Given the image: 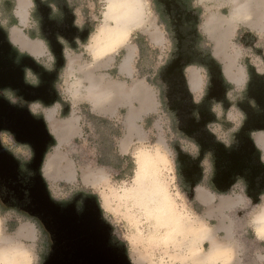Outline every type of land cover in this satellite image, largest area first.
Segmentation results:
<instances>
[{
	"label": "water",
	"instance_id": "1",
	"mask_svg": "<svg viewBox=\"0 0 264 264\" xmlns=\"http://www.w3.org/2000/svg\"><path fill=\"white\" fill-rule=\"evenodd\" d=\"M35 3L42 17V35L49 41L55 59L53 69H45L29 54L19 55L0 26V131L9 132L16 142L27 144L32 150V157L23 170L19 160L0 144V206L16 209L38 222L47 241L41 264H133L125 245L113 236V228L103 217L96 196L78 193L67 201L55 200L43 176L42 166L55 138L44 117L32 113L30 104L39 101L50 106L60 101L54 82L65 65V57L57 39V34L64 37L61 31L47 28L50 7L41 0ZM173 30V51L158 72L155 83L161 87V101L164 109L172 114L175 130L199 147L197 157L192 158L176 146L178 175L189 189L188 196L193 194L201 177L199 162L207 153L212 163L210 184L213 189L224 193L241 180L245 195L252 203H257L264 194V162L252 133L264 131V73L248 67L249 80L241 101L235 104L244 119L226 146L207 128L208 123L215 121L211 104L220 102L224 108L228 104L226 88L230 84L222 65L212 54L194 57L187 44L189 33L181 24L174 25ZM195 64L204 66L209 77L205 95L199 103L194 102L184 73L187 66ZM26 69L38 79L36 85L25 80ZM4 90L11 91L20 102L9 101L2 93ZM73 149L72 146V153ZM23 180L26 182L22 183ZM248 211V208H241L234 211L233 216L245 244L246 264H259L251 254L255 237L248 224Z\"/></svg>",
	"mask_w": 264,
	"mask_h": 264
},
{
	"label": "rangeland",
	"instance_id": "2",
	"mask_svg": "<svg viewBox=\"0 0 264 264\" xmlns=\"http://www.w3.org/2000/svg\"><path fill=\"white\" fill-rule=\"evenodd\" d=\"M143 1L145 6L144 20L141 25L135 26L130 29L129 34L134 33L132 34V41L140 47V52L143 50V56H145L146 60L144 61L145 63L143 64V67H145V69H147L146 67L150 68L151 76H153L154 74V79L152 80L155 87L159 89L158 98L159 102L161 103L159 111H157V113H153V115H150L147 119H145L143 124L145 137L142 139L136 138L133 140V143L129 146V153L127 154V158L123 160H121L120 156L116 155L115 153L116 146L120 143L121 138L125 133V128L123 124H121V122L119 121L107 122L96 120L95 128H99L100 130L98 131L95 128V130H91V128L87 127V120L83 117L81 127L82 135H79L78 138L74 139L71 144L65 145L64 149L65 151L69 152L71 158L78 165V167L79 165L83 164L91 166V169L87 170L91 182H93L95 174L101 176V182H97V185L93 188L88 185L83 186L79 182V178L78 181L74 182L73 184L64 181H57L54 184H49L47 181L46 182L48 184L51 196L58 201L70 200L74 195L78 193L96 196L101 206L103 217L106 219V221L111 224L113 228V236L119 243L125 245L127 253L132 259L133 264H183L177 259L170 258L167 255L169 247H164V244L161 241V245H159V243L157 242L159 240L158 236L161 234L162 229H156L154 220L146 219L145 210L138 204H136L133 199H131L130 197H126L124 193V189L132 188L135 183L134 173L136 168V156H134L133 153L137 150V146L140 144H145L149 146V148H151L155 145H159L164 150V152L167 153L168 159L170 160L172 167L171 171L168 170V165L166 164L160 167V169L158 170L160 173V179L168 182V189L174 195L182 212H184L185 215H190L198 223H201L204 225L205 228H208L204 224L205 221L203 217V206L196 203L195 200H191L187 197L186 193L181 188V186H183L184 189H187L186 184L183 182V180H181L180 176L178 175L179 163L177 161L176 146H178L181 151L189 154L192 158H195L192 155L195 154V142L188 138H185L180 132H177L175 130L172 114L170 112H167L163 107V103L161 101V88L155 83V78L158 72L167 63L173 49L172 36L170 33L171 25L156 0ZM181 1L186 5L189 4L188 0ZM195 1L197 4H199V6L202 7V12L200 16V29L202 33L205 32L203 29V22L205 14L209 11V9L220 17H227L229 15V3L226 0ZM256 3L258 4L253 8V11L255 14L257 12L258 13L257 15H255L253 22L241 19L234 22L231 26L233 34L229 37V43L233 48V51L235 52V61L237 62V65L241 64L247 69V80L243 87L241 86L240 88H238V90H236L238 91V95L240 94L241 90L246 88V84L249 80L248 67L255 68V70L259 74L264 73V30H262V32H260L259 30L260 28H264V11L260 13L262 7L264 8V0H258L256 1ZM75 7L76 11H79V16L83 20L87 21L86 23L89 24L91 27H94L93 32L88 34L87 40H83L85 44L88 43L89 45L92 35L103 23V13L106 7V0H80L79 6ZM259 25H261V27H259ZM245 29H252L254 30V33H246ZM153 33H157V35L159 36L157 40H154L152 38ZM204 36L206 37L208 35L206 34ZM202 44H204L205 46L207 45L210 51H213L212 41L209 37L207 39V44L203 42ZM89 52L90 54H92L91 49H89ZM49 57L50 56H48V58ZM87 58L90 59L89 57ZM35 60L40 63L43 67H45V69H53L54 63L52 62L50 65H47L48 61L46 58H44V60ZM189 66L199 68L203 77V86L201 92H199V94L197 95H193L191 93L194 102L199 103L205 95V90L208 85L209 77L206 72V69L203 68V66L196 64ZM30 73L32 74L30 70H25V80L29 84L34 85L32 83L33 80H31V77H29ZM28 77L30 79H28ZM58 77L54 82V86L61 101L62 98L60 95V87L62 85V79L58 83ZM229 84L230 86H228V88L232 89L230 90V93L235 92L231 82ZM228 88H226V91ZM235 101L239 102L241 100H239L238 97ZM227 102L228 104L227 106H225V108L223 106L224 104L220 102L211 104L210 111L215 115V121L207 124L208 130L215 135L216 139L219 142L225 144L226 146L230 144L231 135L238 130L244 119L242 111L235 105L236 102H230L228 100ZM219 105H222V111ZM35 106H38V109L41 110L43 108L51 107L52 105L45 106L39 101L31 103V110H36L34 113L41 115ZM255 133L257 132L252 133V137ZM1 138L2 140L8 139L6 134H2ZM55 146L56 142L54 146L49 148V153L53 151ZM72 146L74 147L73 153L70 150ZM100 148L102 152L107 151V155L101 153V151L99 150ZM14 150L18 151L19 149L15 148ZM110 151L114 153L112 156L109 154ZM19 152L24 154L22 157L28 158L27 153H23L22 150ZM261 160L264 162V156L262 155V153ZM54 161L55 158L48 160L46 162V165L44 166L46 167L45 170H48V168ZM199 167H201L202 174L199 181L197 182V185H203L213 190L214 192H217L213 189L212 185L210 184V178L212 175V163L207 153L199 162ZM86 178L88 177L86 176ZM232 191H240L244 195V183L241 180H238L230 187L227 192L217 193L230 194ZM263 198L264 194L261 195L260 200L257 203H252L250 201V198H247L248 202H245L243 207H250L251 212L254 213L260 209L263 202ZM138 209L143 212V215L139 216V218L137 217V215H135ZM1 211L0 228L7 235L9 234L11 228L14 229L15 232L19 225L23 223V221L31 222L29 218L12 210L1 209ZM233 213H231L232 216ZM213 222L214 220L207 219L208 226H212ZM35 228L37 230V239L34 242L31 241V243L32 247H35V250L39 254L41 264L43 261V257L46 253L47 241L46 236L42 232L41 228L38 225H35ZM237 228L239 229V224H237ZM151 235L154 236V239L157 241L155 244H152V246H149L147 244L146 238L150 237ZM0 240V242H3V244L8 243L9 241L15 242V239L3 240L0 238ZM18 244L23 245L21 243ZM23 247L28 249L26 245H23ZM207 248V242H201L199 244L200 251H203ZM172 249L173 250H170L169 253L172 252L174 254L175 251H179V249L175 250V248L173 247ZM240 253H243L245 255L244 246H242Z\"/></svg>",
	"mask_w": 264,
	"mask_h": 264
},
{
	"label": "crops",
	"instance_id": "3",
	"mask_svg": "<svg viewBox=\"0 0 264 264\" xmlns=\"http://www.w3.org/2000/svg\"><path fill=\"white\" fill-rule=\"evenodd\" d=\"M226 1L229 3V15L220 17L209 9L204 17L205 34H203L208 35L206 39L208 37L211 39L213 45L211 54L222 65L225 78L234 87L233 96L235 97V94L238 95L236 90L245 85L247 69L241 64L237 65L235 61L236 55L229 43V37L233 34L231 26L241 19L253 22L258 13L255 14L253 8L258 4L256 3L258 0ZM33 6V0H0V26L5 29L9 40L18 50L28 53L35 59L44 60L46 58L47 65H50L53 62V56L38 33L36 20L32 17ZM262 11H264L263 7L260 13ZM86 22L79 16L77 10V25L83 27ZM259 30L262 32L264 28ZM253 31L245 29L246 33H254ZM132 34L134 33L128 34L121 46L96 55L89 52L91 41L89 45L78 41L73 48L65 47V65L60 87L61 101L41 110L35 106L47 122L49 131L56 142L53 151L47 153L42 166L43 176L49 184H54L57 181L73 184L79 178V182L83 186L88 185L93 188L97 185V182H91L89 179L87 170H90L91 166L83 164L78 167L69 152L64 149L65 145L71 144L74 139L82 135L83 117L87 120V127L91 130H100L95 128L96 120L119 121L123 124L125 133L115 151L121 160L127 158L129 146L134 139L145 137L144 121L159 111L161 103L158 98L159 89L155 87L152 80L154 74L151 76L150 68L143 67L144 61H146L145 56H143V50L140 52V47L132 41ZM152 38L157 40L159 36L157 33H153ZM48 56L50 57L48 58ZM89 76L95 79L99 88L106 90L101 91L103 94L97 96L88 94ZM185 76L190 92L193 95L199 94L203 86L201 70L188 66L185 69ZM29 77L32 78L31 73ZM253 137L264 156V131L255 133ZM99 150L101 151V148ZM101 153L107 155V151H101ZM109 154L112 156L114 153L110 151ZM52 158H55V161L48 170H45L46 162ZM247 198L240 191L219 194L203 185L195 186L194 200L204 208V224L210 228L211 234L219 242L227 243V247L232 249L229 251L230 255L223 260L218 259V261L215 260V263L202 262L199 264H246L244 252L240 253L245 244L239 235L238 222L231 215L241 208L249 209L247 212L248 224L255 237L251 246L252 257L259 264H264V234L258 233L255 227V214L264 206V198L260 209L254 213L251 212L250 207H243L244 203L248 202ZM207 219L214 220L212 226H208ZM0 238L3 240L15 239V242L26 245L24 240L28 239L34 242L37 239V230L34 223L23 221L11 235H7L0 228ZM203 242L207 241L203 240ZM147 244L152 246L155 241L147 240ZM33 248L35 249V247ZM27 250L31 252L29 247Z\"/></svg>",
	"mask_w": 264,
	"mask_h": 264
},
{
	"label": "bare ground",
	"instance_id": "4",
	"mask_svg": "<svg viewBox=\"0 0 264 264\" xmlns=\"http://www.w3.org/2000/svg\"><path fill=\"white\" fill-rule=\"evenodd\" d=\"M144 14L143 0H106L103 23L91 37L93 54L96 55L121 46L130 29L142 24ZM127 58L126 56V60ZM88 80L87 92L91 96H97L103 94L101 91H106L104 88H99L93 77L89 76ZM140 159L143 167H141V163H137L136 157L135 183L132 188L124 189V193L126 197L133 199L145 210L146 219L154 220L156 229H162L158 241L152 235L146 240L155 241V243L157 241L159 245H161V241L164 247H169V251L173 250L172 247L175 250L179 249L174 254L167 251V255L183 264L215 263V260H223L230 255L229 251L232 249L227 247V243L219 242L211 234L209 228H205L193 217L182 212L174 195L168 189V182L159 177L158 170L165 163L155 158L151 152ZM138 171L140 172L139 179L137 178ZM94 181L101 182V176L95 174ZM149 186L152 195L146 192V188ZM255 227L258 233L264 234V231H261L264 228V206L255 214ZM203 240H206L209 245L207 249L200 251L199 244ZM26 254H29V250L23 245L12 241L6 244L0 242V264H5V261L8 264H23Z\"/></svg>",
	"mask_w": 264,
	"mask_h": 264
},
{
	"label": "flooded vegetation",
	"instance_id": "5",
	"mask_svg": "<svg viewBox=\"0 0 264 264\" xmlns=\"http://www.w3.org/2000/svg\"><path fill=\"white\" fill-rule=\"evenodd\" d=\"M41 1L50 7V11H48V13H47L48 19H49V24H47V28L49 30L51 28L54 31L59 30V31H61L62 35L65 37L64 38V37L60 36L59 34H57V39L63 46V54H64V49L66 46L73 48L77 45L78 41L83 42V40L84 41L87 40L88 36H86V31H88V34H89L91 26L89 24L85 23V25H83V27H79L76 23V7L75 6H79L80 0H73V1H71V0H41ZM188 2H189V4L186 5V4L182 3L181 0H164V2L162 4H159V5L161 7L162 12L166 15L167 20L169 21V23L171 25L170 26L171 27L170 33L172 36V48L174 47V44H175L174 30H173L174 25H176V24L180 25L181 24L182 28L186 32L189 33L188 39H187V44H188L189 50L194 53V55H193L194 57L203 58L207 54H211V51L209 52V51H207V49H204L205 45L202 44V42H203L202 36H204V35L200 29V24H201L200 16L201 15L199 13V10L192 6L191 0H188ZM33 4H34V13H32V17H33V19L36 20L39 35L44 40L45 45L47 46L48 50L50 51L49 41L43 37L42 32H41L42 17L40 15V13L37 12V10H36L35 0H33ZM194 4L199 5L196 3L195 0H194ZM72 14L74 17L72 16ZM195 16H196V19L194 18ZM195 29H196V31H195ZM205 44H207V42H205ZM15 49H17V48L15 47ZM19 51L20 50H18V53H19ZM172 51H173V49H172ZM19 55H23V54L19 53ZM52 56H53V54H52ZM169 58H170V56H169ZM54 61H55V59L53 56V63H54ZM203 68H205V67L203 66ZM206 72H207V69H206ZM248 77H249V74H248ZM28 79H30V78L28 77ZM31 80H33L32 83L34 85H36L38 83V79L34 75L32 76ZM244 89L240 91L239 95L235 94V98H234L233 97L234 93H230V90H232V89L228 88L226 91L227 100L230 102H236L235 100L238 97H239V100H241V98L243 96ZM2 93L12 103L20 102L19 99L16 98L11 91L4 90ZM219 106H220V109L222 111L223 110L222 105H219ZM30 110H31V108H30ZM31 111L34 115L40 116L38 114H35L33 110H31ZM2 134H6L8 139L2 140V138H1ZM0 144L15 159L19 160L20 165H21V169L25 170L24 164L26 162H28L32 157V150H31L30 146L27 144H21V143L16 142L13 139L12 135L7 131H0ZM194 147L196 148L195 152H194L195 154H192V155L194 157H196L198 152H199V147L195 143H194ZM15 148H18L19 150L18 151L14 150ZM21 150L23 153L28 154V158L22 157L24 154L19 152ZM27 172L30 173L29 171H27ZM203 176H204V170H203ZM181 180H182V178H181ZM21 182L25 183L26 180L25 181L23 180ZM181 188L186 193L188 198H190L191 200H194V191L192 194L193 196L192 195L188 196V194H189L188 187H187V189H184V187L181 186ZM3 192H2V194H4ZM250 201L252 202L251 199H250ZM0 208L4 209L1 206H0ZM5 210H12L16 213L23 215L22 213H20L16 209H9L8 208ZM23 216H25V215H23ZM25 217H27V216H25ZM27 218H29V217H27ZM29 219L31 220L32 223L39 226L38 222L35 219H32V218H29Z\"/></svg>",
	"mask_w": 264,
	"mask_h": 264
},
{
	"label": "clouds",
	"instance_id": "6",
	"mask_svg": "<svg viewBox=\"0 0 264 264\" xmlns=\"http://www.w3.org/2000/svg\"><path fill=\"white\" fill-rule=\"evenodd\" d=\"M149 151H151V153L153 154V156L155 158L162 160L166 165H168L169 171L172 170L171 162L168 159L167 153H165L164 150L159 145H155L151 148H149V146H147L145 144H140L137 146V150L133 153V155L137 157V163H141V167H143V164H142V161L140 158L146 156L149 153ZM139 177H140V172L138 171L137 172V178L139 179ZM146 179H147V177H146ZM146 192H147V194L152 195V191H151L150 186L148 188H146ZM77 211H79V209H77ZM135 215H137V217L139 218V216L143 215V212L138 209L137 212L135 213ZM261 231H264V228H262ZM13 232H14V229L10 230L9 235H11ZM25 244H26V246H28L31 249V252L29 254L25 255L23 264H40L39 254L32 247L31 241L26 239ZM5 264H8V262L5 261Z\"/></svg>",
	"mask_w": 264,
	"mask_h": 264
},
{
	"label": "trees",
	"instance_id": "7",
	"mask_svg": "<svg viewBox=\"0 0 264 264\" xmlns=\"http://www.w3.org/2000/svg\"><path fill=\"white\" fill-rule=\"evenodd\" d=\"M191 2H192V6L195 7V8H197V9L199 10L200 15H201L202 7L199 6V5L194 4V0H191ZM32 13H34V6H33ZM93 28H94V27H91V28H90V33L93 32V30H94ZM200 33H201V32H200ZM202 41H203L204 43L207 42V40H206V38H205L204 36H202ZM204 49H207V51L210 52V49L208 48L207 45L204 47ZM19 53H20V54H25V52H21V51H19ZM62 72H63V68H61L60 71H59V77H58V80H57L58 83H59L60 80L62 79ZM48 152H49V150H48ZM88 192H89V191H88ZM65 201H66V200H65ZM0 211H1V209H0ZM1 212H2V211H1ZM8 230H9V229H8ZM11 230H12V228H11Z\"/></svg>",
	"mask_w": 264,
	"mask_h": 264
}]
</instances>
